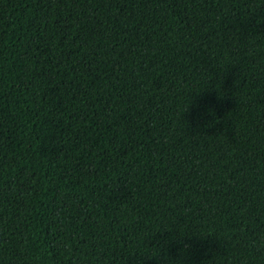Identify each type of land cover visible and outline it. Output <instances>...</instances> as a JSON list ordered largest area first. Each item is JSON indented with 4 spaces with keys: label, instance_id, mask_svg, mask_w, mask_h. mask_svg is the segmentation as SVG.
<instances>
[{
    "label": "trees",
    "instance_id": "obj_1",
    "mask_svg": "<svg viewBox=\"0 0 264 264\" xmlns=\"http://www.w3.org/2000/svg\"><path fill=\"white\" fill-rule=\"evenodd\" d=\"M0 264H264V0H0Z\"/></svg>",
    "mask_w": 264,
    "mask_h": 264
}]
</instances>
